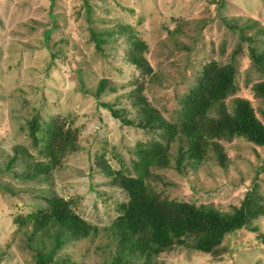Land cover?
Instances as JSON below:
<instances>
[{"label": "rangeland", "instance_id": "374dc122", "mask_svg": "<svg viewBox=\"0 0 264 264\" xmlns=\"http://www.w3.org/2000/svg\"><path fill=\"white\" fill-rule=\"evenodd\" d=\"M87 1L91 22L85 19L84 0H0V264H31V251L20 246L21 230L12 219L43 205L34 196L48 187L70 199L74 211L99 229L95 236L66 243L60 253L84 264H109L113 245L107 227L125 194L93 166L94 157L101 153L111 168L134 174L135 144L158 137L123 125L102 105L131 111L126 94L138 71L124 59L122 38L117 37L113 50L105 46L100 54L94 49L88 39L94 23L134 27L147 45L144 55L152 67L143 93L168 121L176 120L178 96L191 85L202 63L228 62L231 51L239 46L233 58L237 85L233 96L248 99L264 123L260 99L250 90L259 76L250 67L248 43L223 20L237 18L240 25L247 19L256 21L255 28H245L244 33L260 45L264 36L256 34V28L264 27V0ZM96 18L111 20L96 23ZM101 79L113 89L105 87L95 96ZM233 96L226 98L227 105ZM35 113L44 121L62 117L78 133V149L63 157L47 182L16 179L3 166L13 145H28L24 122ZM177 143L170 147V166L150 168L151 175L145 179L168 199L229 211L253 180L264 195L262 146L242 137L222 141L229 158L227 168L208 158L194 167L188 165L181 174L174 167ZM254 224L255 232L241 228L223 238L228 251L219 260L181 245L160 254L159 260L163 264H264V245L255 239L258 232L264 234V216Z\"/></svg>", "mask_w": 264, "mask_h": 264}, {"label": "trees", "instance_id": "16d2710c", "mask_svg": "<svg viewBox=\"0 0 264 264\" xmlns=\"http://www.w3.org/2000/svg\"><path fill=\"white\" fill-rule=\"evenodd\" d=\"M84 13L85 19L91 22V6L87 0H84ZM110 20L96 18L94 21L104 23ZM223 20L229 28H236L239 37L248 43L249 64L259 76L250 90L253 97L260 99L259 111L264 118V41L255 45L244 33L245 28H255L256 21L247 19L240 25L237 18ZM256 34L264 36V27L256 28ZM117 37L122 38L125 44L124 59L138 71L126 94L132 110L102 105L123 125L148 130L158 138L135 144L134 174L111 168L101 153L94 157L93 166L125 194V200L117 204V214L107 227L113 245L109 250L108 263L163 264L159 255L177 245L219 260L228 251L222 243L227 234L241 228L257 231L254 220L264 216V195L257 182L253 180L237 205L229 211H221L209 204L196 205L168 199L145 179L151 175L150 168L170 166V147L175 141L178 143L174 167L181 174L185 173L188 165L194 167L208 158L227 168L229 158L222 141H231L234 137H242L264 149L262 119L248 99L233 96L237 90L233 58L240 52V47L236 46L231 51L228 62L210 59L202 63L191 85L178 96L176 120L168 121L143 93L145 77L152 74V67L144 55L147 45L134 27L116 22L99 27L94 23L88 29V39L100 54L105 46L115 49ZM108 83L105 79L99 80L94 95L98 96L105 87L112 90ZM229 96H233L231 105L226 104ZM24 127L28 145H13L4 169L19 180L47 182L63 157L78 149L77 129L62 117L52 116L44 121L37 113L25 119ZM34 197L43 205L12 219L17 230H21L20 246L31 251V264H84L76 262L67 253H60V250L66 243L95 236L99 231L97 226L83 219L74 211L70 199L62 198L50 187L39 189ZM255 237L264 245L263 233L258 232Z\"/></svg>", "mask_w": 264, "mask_h": 264}]
</instances>
